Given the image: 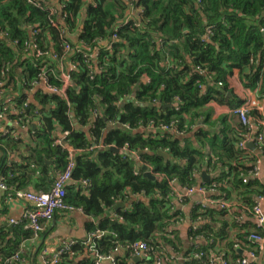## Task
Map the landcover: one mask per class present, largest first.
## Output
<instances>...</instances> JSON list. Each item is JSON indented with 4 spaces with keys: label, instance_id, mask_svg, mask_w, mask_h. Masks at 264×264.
Returning <instances> with one entry per match:
<instances>
[{
    "label": "trees",
    "instance_id": "1",
    "mask_svg": "<svg viewBox=\"0 0 264 264\" xmlns=\"http://www.w3.org/2000/svg\"><path fill=\"white\" fill-rule=\"evenodd\" d=\"M35 45L42 58L32 55ZM96 53L86 63L85 55ZM61 62L77 66L68 69L67 97L39 90L32 101L31 84L44 77L65 88L58 80ZM1 83L0 114L29 132L26 139L13 126L0 133V180L12 194L32 186L47 193L74 150L73 181L81 192L68 187L67 203L99 218L90 230L101 235L94 240L98 255L125 248L131 256L138 242L150 248L144 264L170 262L168 248L184 252L175 231L181 214L172 206L173 182L197 187L204 171L213 179L203 187L219 193L215 200L237 205L232 214L195 210L213 224L194 231L196 241L208 244L194 245L186 264H218L219 257L242 264L236 246L256 251L250 237L264 232L242 224V211L264 196V183L252 176L258 157L239 147L249 131L232 112L250 99L247 92L264 103V0H0ZM145 166L156 180L145 178ZM85 181L89 195H83ZM133 197L143 199L115 212ZM32 239L23 225L13 233L0 228V264ZM85 249L91 258L81 264H96L88 243L62 250L57 264H75L74 254ZM21 256L15 264H24Z\"/></svg>",
    "mask_w": 264,
    "mask_h": 264
},
{
    "label": "crops",
    "instance_id": "2",
    "mask_svg": "<svg viewBox=\"0 0 264 264\" xmlns=\"http://www.w3.org/2000/svg\"><path fill=\"white\" fill-rule=\"evenodd\" d=\"M247 97L258 98V95L255 93H248ZM30 99L32 101L35 100L34 94L30 95ZM17 129V136H21L23 139H26L28 136V128L21 127L19 125L13 126ZM37 127V124L34 125ZM2 128V127H1ZM3 154L0 152V157ZM16 157L15 155H11ZM263 174H264V161H263ZM264 180V176H263ZM79 185L72 181L69 187L74 188V193H80ZM204 182L202 178H199V183L197 187L203 186ZM85 191H83V195H89V192L86 190L88 185L81 184ZM31 192H39L37 186H32L29 189ZM177 194L173 195L172 206L175 213H180L181 217L176 223L175 231L179 238L178 246L184 249V252H176L172 248H168V254L170 256V262H166V264H186V256L185 254L194 247V245H207V241H196L193 238V233L199 227L206 226L207 224H213L211 217H195L197 213L196 209L200 211V209L212 208L218 209L219 206L211 203V200H215L219 193L217 194H201L194 193L193 195H189L187 190L179 185H177ZM142 200L143 198L133 197L132 200L128 203L119 202V204L123 205V207L119 208L115 212L123 209H131V204L136 202L137 200ZM206 205V206H204ZM232 205L236 207V203L232 202ZM205 208H204V207ZM27 204L25 202L17 200L11 192H6L0 188V228H6L11 233L14 232L15 229L20 228L23 225L24 230L25 224L23 223L24 215L27 210ZM117 208V207H116ZM220 209V208H219ZM241 212V211H239ZM244 213V211H242ZM116 218V214L113 215ZM243 223H250L254 229L259 228L264 232V226L260 228L258 226V222L256 219L249 214H243ZM13 222L18 223V225H14ZM8 225L13 226V230H11ZM93 225H99V218H95L93 216L88 215L82 209H75L72 212H60L57 214L55 220L44 227V231L40 233V235L35 239L24 241L21 244V251L24 253V264H45V261L53 258L56 253L60 252L64 246L72 244V245H81L88 243L90 244L92 241V245L94 243V236L91 235L90 230ZM215 227L219 228V224H214ZM230 236H233V232H229ZM100 236V235H99ZM101 238V237H100ZM220 247L225 248L227 245L226 240L219 241ZM91 245V244H90ZM240 255H244L245 250L240 249ZM181 251V250H180ZM90 254L87 249H85L82 253L74 254L73 259L75 264H81L82 262L90 259ZM113 258L119 261V264H144L146 260H149L148 256H129L128 250L125 248H120L113 254ZM135 259H139V262H135ZM105 264H113L109 261H106ZM259 264H264V252L260 255Z\"/></svg>",
    "mask_w": 264,
    "mask_h": 264
},
{
    "label": "built area",
    "instance_id": "3",
    "mask_svg": "<svg viewBox=\"0 0 264 264\" xmlns=\"http://www.w3.org/2000/svg\"><path fill=\"white\" fill-rule=\"evenodd\" d=\"M57 13L56 10H51V14L55 15ZM68 51L74 52V49H72L69 45L66 47ZM37 58H42L43 53L39 51L38 46L35 45L33 47V54ZM98 54L96 53L92 57H89L85 55L86 63H91V58L97 59ZM54 59H57V56H53ZM44 70L46 71L47 68L44 65ZM70 71L77 70V66L74 64H69ZM68 69H66L65 65L61 62V75L58 78V80L64 84L65 88L63 90L57 89L53 86H51L50 81L47 77H44L41 82H35L31 84L32 89L29 95H33L39 90H43L47 94L52 95H58L63 98H66V87L69 86L71 82V75L68 73ZM6 83H1L0 86H5ZM11 99L6 100V105L8 106L10 104ZM258 111L261 114L260 118H255L252 116V111ZM15 111V114H19L17 110ZM233 116L237 117L242 125L246 127L249 131V135L240 142L239 147L243 150H251L248 147V144L253 143L255 145V150H252L254 153H256V156L258 157L255 162V169L252 173V176L256 179L261 180L264 183L263 180V155H264V103L260 101L259 98H253L251 97L245 104L241 105L239 108L235 109L232 112ZM6 122L7 125L0 128V133L9 134V126H15L19 125V122L14 121L13 123L9 122L7 119V116L3 113L0 114V122ZM164 131H168V127L163 128ZM65 135H68L66 133ZM127 147L123 149V151H127ZM71 153V160L68 164L67 168L59 173L57 175V178L55 180L54 185L52 186L51 190L47 193L43 192H27V191H17L13 194V196L22 202H25L27 204V210L24 215L23 223L25 224V229L27 231H30L34 234V238L36 239L41 232L44 231L45 225L53 222L60 212H72L74 211V208L69 206L67 203V197H68V187L70 183L73 181V174L76 169V161H75V151L70 150ZM136 160L139 161V155H135ZM147 167V166H146ZM149 168V172L154 175V170L151 167ZM247 182V180H245ZM84 185H89L88 182H83ZM173 185L177 187V182H173ZM0 188L6 192H8V187L4 183L3 180H0ZM187 193L189 195H193L194 193H201V194H217L218 192L216 190H208L203 186L200 187H194L191 189H187ZM212 204H215L216 206H219L220 209L228 211L230 214H232V203L229 201H220V200H211ZM206 206V205H204ZM203 206V207H204ZM205 208V207H204ZM243 211L246 214L252 215L256 221L258 222V226L263 227L264 226V196L258 197L256 199V204L253 209L244 208ZM14 225H18V223L13 222ZM100 235V234H99ZM94 236L93 239H99L101 235ZM250 241L257 245L256 251H245L244 252V258L242 261V264H252L257 263L260 259V255L264 252V236L253 234L250 237ZM93 242V241H92ZM92 242L89 244L91 246V251L94 253L96 264H105L106 261H109L113 264H115V259L113 256L104 257L100 256L95 251V245H92ZM72 246V244L64 246L62 250H68L69 247ZM237 249H242L238 246H236ZM134 255L140 257V256H148L149 257V251L150 248L145 242H138L132 246ZM61 250V251H62ZM61 251L56 253V255L53 256L51 259V264H57L60 259ZM22 253L19 252L15 254L13 257L6 260L5 264H15L23 262L22 260ZM203 256V254L196 256V258L200 259ZM216 262L218 264H228L226 260L223 258H217ZM46 264V263H45ZM158 264H160V261H158Z\"/></svg>",
    "mask_w": 264,
    "mask_h": 264
},
{
    "label": "water",
    "instance_id": "4",
    "mask_svg": "<svg viewBox=\"0 0 264 264\" xmlns=\"http://www.w3.org/2000/svg\"><path fill=\"white\" fill-rule=\"evenodd\" d=\"M36 127H34L35 129ZM248 147L251 149V150H255V145L253 143H250L248 144ZM112 151L116 152V153H120L122 154L123 152L120 151L119 149H117L116 147H112L111 148ZM159 155H161L162 157H164L166 160H169L170 159V156L169 154L167 153H164V152H160ZM143 170L145 172L144 176L145 178H148V179H151V180H156L157 177H155V175H153L152 173L149 172V168L148 167H143ZM201 178L203 180L204 183H209L213 177L210 176L206 171H204L202 174H201ZM27 192H31L30 190H26ZM123 207V205L119 204L116 208V210H118L119 208ZM8 227L13 230V226L12 225H8ZM140 260L139 259H135V262H139Z\"/></svg>",
    "mask_w": 264,
    "mask_h": 264
},
{
    "label": "rangeland",
    "instance_id": "5",
    "mask_svg": "<svg viewBox=\"0 0 264 264\" xmlns=\"http://www.w3.org/2000/svg\"><path fill=\"white\" fill-rule=\"evenodd\" d=\"M221 106V105H220ZM222 108H223V106H221ZM221 107H217V106H215V109H216V111L218 110V112H219V114H222L224 111L222 110V108Z\"/></svg>",
    "mask_w": 264,
    "mask_h": 264
}]
</instances>
